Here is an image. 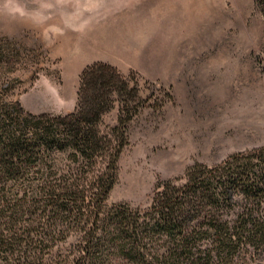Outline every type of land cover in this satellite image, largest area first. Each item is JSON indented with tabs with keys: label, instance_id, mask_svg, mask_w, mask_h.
I'll list each match as a JSON object with an SVG mask.
<instances>
[{
	"label": "rangeland",
	"instance_id": "obj_1",
	"mask_svg": "<svg viewBox=\"0 0 264 264\" xmlns=\"http://www.w3.org/2000/svg\"><path fill=\"white\" fill-rule=\"evenodd\" d=\"M101 26L133 38L136 69L120 72L141 100L108 206L145 212L166 182L184 183L197 164L264 146V0H0V100L73 111L83 70L102 62L85 53L95 44L110 54ZM118 117L116 103L103 127ZM58 163L66 168L65 155ZM254 251L228 264H264V245Z\"/></svg>",
	"mask_w": 264,
	"mask_h": 264
},
{
	"label": "trees",
	"instance_id": "obj_2",
	"mask_svg": "<svg viewBox=\"0 0 264 264\" xmlns=\"http://www.w3.org/2000/svg\"><path fill=\"white\" fill-rule=\"evenodd\" d=\"M131 80L87 66L63 115L0 100V264H228L264 245V146L197 164L145 212L107 205L141 102ZM116 103L117 124L103 127Z\"/></svg>",
	"mask_w": 264,
	"mask_h": 264
},
{
	"label": "crops",
	"instance_id": "obj_3",
	"mask_svg": "<svg viewBox=\"0 0 264 264\" xmlns=\"http://www.w3.org/2000/svg\"><path fill=\"white\" fill-rule=\"evenodd\" d=\"M128 18H132V16H127ZM131 26V24H129ZM100 27V26H99ZM132 27V26H131ZM130 27V28H131ZM99 31V40L100 42L107 44L110 47L109 55L104 54V52H100L99 50H96L94 47L95 44H93L92 51L87 54L85 53L86 57H90V63L95 61H102L110 63L114 66H116L120 71L126 72L130 69H136L135 62L136 61V52L134 51L131 44H133V38L131 36H121L117 34L109 35L107 33L104 34L103 27ZM117 29L113 26V30ZM90 55V56H89ZM129 58L130 60L126 63H123V61L127 60ZM119 59H123L120 61Z\"/></svg>",
	"mask_w": 264,
	"mask_h": 264
}]
</instances>
